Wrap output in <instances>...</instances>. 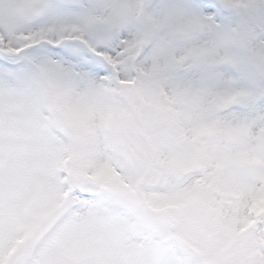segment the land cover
Wrapping results in <instances>:
<instances>
[{
    "label": "snow or ice",
    "instance_id": "obj_1",
    "mask_svg": "<svg viewBox=\"0 0 264 264\" xmlns=\"http://www.w3.org/2000/svg\"><path fill=\"white\" fill-rule=\"evenodd\" d=\"M0 264H264V0H0Z\"/></svg>",
    "mask_w": 264,
    "mask_h": 264
}]
</instances>
